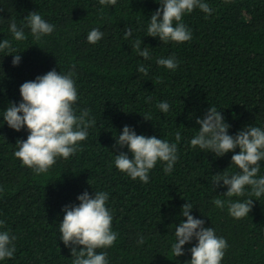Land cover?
Instances as JSON below:
<instances>
[{"label": "trees", "instance_id": "16d2710c", "mask_svg": "<svg viewBox=\"0 0 264 264\" xmlns=\"http://www.w3.org/2000/svg\"><path fill=\"white\" fill-rule=\"evenodd\" d=\"M203 2L211 14L195 8L182 18L191 40L163 43L147 35L151 15L160 7L157 0H117L107 6L99 0H0V42L8 39L21 57L14 66L13 55L0 52V231L16 237L14 256L0 264H72L59 223L63 206L78 205L77 196L84 191L109 194L106 207L118 235L113 246L97 249L107 252L109 264H188L195 238L183 246L182 256L175 257L171 248L175 226L187 219L181 215L186 202L193 205L191 215L226 239L221 264H264V195L250 197L246 186L244 196L229 198L223 195L227 186L213 187V175L239 171L231 161L239 147L217 157L190 143L200 127L197 118L210 106L230 125L229 135L249 125L264 129V0ZM33 11L55 26L39 41L24 20ZM12 21L24 26L26 39H14ZM93 28L104 33L95 44L87 42ZM128 28L132 35L125 38ZM137 39L149 49L150 59L132 47ZM169 56L179 61L175 70L156 63ZM141 65L148 68L147 75L137 71ZM52 69L73 71L75 114L90 109L88 119L96 123L79 142L81 151L68 159L57 157L47 172L36 174L14 156L17 141L26 140L29 131L9 127L3 111L11 102H21L24 82ZM164 101L170 105L167 113L156 106ZM125 125L138 135L173 143L175 133L181 134L171 174L158 161L143 183L115 166L121 151L132 158L127 146L114 147ZM259 163L257 178L264 176V160ZM249 198L253 207L242 219L229 215L227 204L221 209L213 203ZM141 237L143 244L138 243Z\"/></svg>", "mask_w": 264, "mask_h": 264}, {"label": "clouds", "instance_id": "9594fccd", "mask_svg": "<svg viewBox=\"0 0 264 264\" xmlns=\"http://www.w3.org/2000/svg\"><path fill=\"white\" fill-rule=\"evenodd\" d=\"M160 7L151 15L147 27V35L157 37L163 43H183L191 40L190 29L182 22L185 13H191L199 8L205 14H211L213 9L203 0H157ZM101 5H115L117 0H99ZM26 26L30 28L34 39L39 41L43 36L50 35L55 26L37 12H30L24 17ZM175 22V23H174ZM24 26L18 27L15 21L9 25V31L16 41L26 39ZM125 38L132 35L130 28L125 29ZM104 33L99 28H93L87 34V42H99ZM142 40L137 39L133 48L145 60L150 59L147 47H141ZM7 50L13 55V65H18L21 57L15 53L12 43L8 39L0 42V52ZM156 63L169 70H175L179 61L175 56L159 58ZM75 66L73 65V68ZM139 73L148 74V68L141 65ZM21 102H11L4 110L3 119L8 126L20 131L26 126L29 135L26 140H18V150L14 156L22 164L33 169L36 174L47 172L55 163L57 157L68 159L79 148V142L88 136V128L96 121L88 119L90 109H85L79 116L75 114L72 105L77 101L78 94L73 71L61 74L55 69L33 81H26L20 86ZM150 99V98H148ZM163 113L169 111L170 105L164 101L156 105ZM22 113V115H21ZM145 119H149L144 116ZM200 125L197 134L191 139L193 148L199 146L207 149L217 157H221L239 147L240 151L231 157L239 171L233 174L224 172L212 177L214 189L227 186L223 194L229 198L244 196L246 186H250L249 196L257 199L264 195V176H259L260 161L264 160V129L249 125L239 130L235 135H229L230 125L225 122L222 113L210 106L203 117L197 118ZM181 139L179 132L175 133L176 142H169L156 136L147 137L136 134L128 125L123 127L122 133L116 137V145L120 148L127 146L129 155L121 151L115 155V166L125 172L132 180L143 183L149 182V172L158 161L165 163L164 172L171 174L178 160L177 144ZM222 182V183H221ZM78 205H65L63 220L59 223L60 239L64 245L70 247L72 264H109L107 252H97L113 246L117 233L112 230L113 216L106 207L109 194L105 191H95L89 195L87 191L77 196ZM216 207L223 209L227 204L229 215L242 219L249 215L253 207V199L244 201L214 199ZM193 205L186 202L181 206V215L187 219L175 226V242L171 245L175 257L184 255V245L195 238L197 244L189 249L191 260L188 264H221L225 250L228 247L226 239L218 237L213 227H205L203 219L191 215ZM4 221H0L2 225ZM16 237L9 231H0V260L12 258L16 251ZM144 243V238L138 240Z\"/></svg>", "mask_w": 264, "mask_h": 264}]
</instances>
